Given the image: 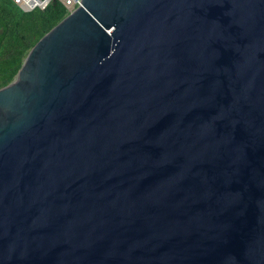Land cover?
<instances>
[{"label":"water","instance_id":"1","mask_svg":"<svg viewBox=\"0 0 264 264\" xmlns=\"http://www.w3.org/2000/svg\"><path fill=\"white\" fill-rule=\"evenodd\" d=\"M0 264H264V0H81L0 88Z\"/></svg>","mask_w":264,"mask_h":264},{"label":"trees","instance_id":"2","mask_svg":"<svg viewBox=\"0 0 264 264\" xmlns=\"http://www.w3.org/2000/svg\"><path fill=\"white\" fill-rule=\"evenodd\" d=\"M68 10L59 0L23 11L13 0H0V88L12 80L35 42Z\"/></svg>","mask_w":264,"mask_h":264},{"label":"built area","instance_id":"3","mask_svg":"<svg viewBox=\"0 0 264 264\" xmlns=\"http://www.w3.org/2000/svg\"><path fill=\"white\" fill-rule=\"evenodd\" d=\"M23 11L33 9L43 10L51 0H13ZM66 7L68 12L80 5L81 0H59Z\"/></svg>","mask_w":264,"mask_h":264}]
</instances>
